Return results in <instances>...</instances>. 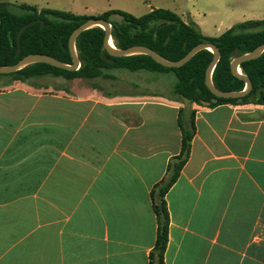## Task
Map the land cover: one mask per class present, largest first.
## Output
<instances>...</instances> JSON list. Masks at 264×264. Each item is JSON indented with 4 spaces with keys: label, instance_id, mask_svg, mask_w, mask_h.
<instances>
[{
    "label": "crops",
    "instance_id": "1",
    "mask_svg": "<svg viewBox=\"0 0 264 264\" xmlns=\"http://www.w3.org/2000/svg\"><path fill=\"white\" fill-rule=\"evenodd\" d=\"M249 5L172 12L217 37L264 20V1ZM98 80L0 77V264H152L151 192L180 153V110L194 135L164 198L163 263L264 264V105L202 107Z\"/></svg>",
    "mask_w": 264,
    "mask_h": 264
},
{
    "label": "trees",
    "instance_id": "2",
    "mask_svg": "<svg viewBox=\"0 0 264 264\" xmlns=\"http://www.w3.org/2000/svg\"><path fill=\"white\" fill-rule=\"evenodd\" d=\"M113 16L119 17V20H113ZM90 18H99L110 23V35L116 48L125 49L133 45H142L168 61L181 59L197 44H214L219 49L220 58L212 72V83L222 91L244 89V82L232 75L230 63L234 58L264 44V20L239 22L217 37H208L201 33L193 21L190 19L184 21L168 9H152L141 17H134L120 10H108L98 17H92L49 8L37 9L30 5L0 2V66L15 65L29 54L47 55L71 65L72 59L67 45L69 36L74 29ZM38 20L42 21L44 26L37 22L22 33L21 50L17 54L18 30L23 25ZM104 36V30L93 27L77 37L75 48L80 66L75 71L36 63L11 74H0V77L8 78L10 82L22 83L46 76L66 80L83 79L97 89L96 80L115 79L111 74L113 70L130 72L144 70L157 74L171 73L175 76L176 82L172 87L171 98L174 101L185 100L209 108L227 103L264 105V52L257 59L240 65L241 73L252 83V90L247 95L240 99H217L216 103H212L214 96L204 83L206 68L213 58L210 51L198 52L180 68H165L145 55L110 56L103 49ZM178 125L182 135L180 153L170 159L166 176L151 192L152 208L157 223L156 241L150 254L152 264H164L168 234V213L164 198L189 158L190 143L194 135L193 120L184 121L181 110L178 113Z\"/></svg>",
    "mask_w": 264,
    "mask_h": 264
},
{
    "label": "rangeland",
    "instance_id": "3",
    "mask_svg": "<svg viewBox=\"0 0 264 264\" xmlns=\"http://www.w3.org/2000/svg\"><path fill=\"white\" fill-rule=\"evenodd\" d=\"M222 1H228L230 6L240 12H244L243 14L245 15L250 6L249 2H258V0ZM0 2L30 5L37 9L49 8L92 17H98L108 10H120L134 17H141L147 14L150 8H162L175 11L178 7H190L192 3H196V0H0ZM200 12L207 14L206 10ZM223 15V10H216L215 16L222 17ZM262 15L264 16V14ZM112 19L119 20V17L113 16ZM184 20L186 21L187 19L185 18ZM111 73L115 76L114 80H98L106 90L132 91L139 89L145 93H152V95H161L156 97L162 98L163 100L174 101L171 98L173 96L172 87L176 82V78L171 73L157 74L144 70L130 72L121 69L113 70Z\"/></svg>",
    "mask_w": 264,
    "mask_h": 264
},
{
    "label": "water",
    "instance_id": "4",
    "mask_svg": "<svg viewBox=\"0 0 264 264\" xmlns=\"http://www.w3.org/2000/svg\"><path fill=\"white\" fill-rule=\"evenodd\" d=\"M40 22L41 26H44L42 21H33L31 23L23 25L16 34V42H17V54L20 53L21 45H20V37L22 33L29 28L31 25ZM99 27L105 32L103 49L112 57H127L132 55H145L150 57L155 63L161 65L165 68H180L185 65L195 54L202 50H208L212 53L213 58L209 63L208 67L205 71L204 83L206 88L211 92L214 96V99L211 101L212 103H216L217 99H240L247 95L252 90V83L250 79L244 76L241 73L240 65L244 62L257 59L264 52V44L256 47L251 52L246 53L244 55L238 56L234 58L230 63V70L233 76L244 82V89L242 91H222L217 89L212 83V72L214 70L215 65L217 64L220 58L219 49L212 43H200L194 46L184 57L177 61H168L161 56H159L152 49L142 46V45H133L127 47L125 49H118L114 46L112 38H111V25L109 22L99 19V18H90L70 34L68 39V51L70 57L72 59L71 65L64 64L52 57L42 54H29L23 57L20 61H18L15 65L11 66H0V74H11L14 73L28 65L36 64V63H44L50 65L52 67L67 70V71H75L79 68L80 62L77 57L75 42L77 37L84 31L93 28Z\"/></svg>",
    "mask_w": 264,
    "mask_h": 264
}]
</instances>
